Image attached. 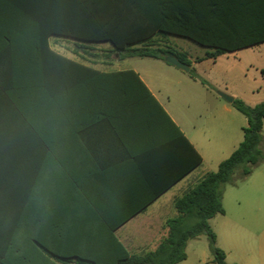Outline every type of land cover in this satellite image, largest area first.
<instances>
[{
    "label": "trees",
    "instance_id": "16d2710c",
    "mask_svg": "<svg viewBox=\"0 0 264 264\" xmlns=\"http://www.w3.org/2000/svg\"><path fill=\"white\" fill-rule=\"evenodd\" d=\"M1 1L12 9L23 8L20 15L37 19L40 40L32 44L36 57H13L9 52L17 30L9 26L5 30L8 55L0 59V102L4 104L0 110V264H109L33 262L37 254L49 258L36 247L46 250L45 245L30 234L29 187L20 185L16 175L14 149L29 146L33 135L46 142L51 121L71 110L87 109L92 114L102 110L127 118L135 131L151 123H168L180 131L136 71L95 70L53 51L48 37L55 34L86 43H110L111 53L122 60L150 58L167 63L165 57L172 55L190 65L189 74L199 79L185 53L160 45L164 37H182L209 48L206 58L264 44V0ZM30 6L33 11L27 9ZM232 106L247 119L236 150L174 201L179 215L167 221L169 235L156 251L143 256L125 252L126 262L112 264H177L187 258V243L201 235L208 237L214 263L228 264L225 252L216 245L210 220L225 213L224 187L232 184L234 174L246 179L264 161L260 148L264 102L249 106L235 99ZM183 140L197 156L192 167L201 165L202 157L184 136ZM23 198L27 203H22Z\"/></svg>",
    "mask_w": 264,
    "mask_h": 264
},
{
    "label": "crops",
    "instance_id": "0c3cea01",
    "mask_svg": "<svg viewBox=\"0 0 264 264\" xmlns=\"http://www.w3.org/2000/svg\"><path fill=\"white\" fill-rule=\"evenodd\" d=\"M13 7L0 2V59L8 55L5 50L8 26L17 30L12 37L15 45L10 55L36 57L32 44L40 40L36 31L38 21L33 20L31 14L20 15L23 8ZM27 9L33 11L31 6ZM48 42L51 49L63 57L101 72L136 71L180 134L168 123L145 124L135 131L129 127L127 118L106 115L102 110L92 114L90 110L81 109L52 120L45 133L46 142L33 135L29 146L14 149L16 175L20 185L29 187L30 234L45 245L46 250L40 245L36 247L49 258L37 254L33 262L112 264L126 262L125 252L143 256L156 251L169 235L167 221L179 215L174 201L208 173L198 175L205 164V140L182 119L168 98L163 99L160 84L149 64L130 67L131 58L122 60L115 53L107 57L113 48L110 43H86L55 34L48 37ZM187 57L193 67L196 63L189 55ZM153 60L155 64L150 65L155 68L166 67V73L179 75L176 67ZM228 94L243 100L234 92ZM224 103V110L239 119L232 104ZM1 107L4 108V104L0 102V110ZM245 127L240 125V133L231 138L217 166L242 142ZM183 136L202 157L201 165L192 167L197 156ZM254 175L248 178L251 184L247 199L258 208L262 202L264 177L253 178ZM226 197L225 190L222 216L227 213ZM24 200L27 203L26 198L22 203ZM193 240L187 243L186 251ZM259 255L260 262L248 264H264V230L260 233ZM183 263L186 262L177 264Z\"/></svg>",
    "mask_w": 264,
    "mask_h": 264
},
{
    "label": "rangeland",
    "instance_id": "374dc122",
    "mask_svg": "<svg viewBox=\"0 0 264 264\" xmlns=\"http://www.w3.org/2000/svg\"><path fill=\"white\" fill-rule=\"evenodd\" d=\"M160 45L189 55L196 63L193 68L199 79H193L189 73L178 68L175 69L179 74L177 76L166 73V67L160 65L161 67L155 68L150 65L156 62L153 59L131 58L129 65L140 67L149 64L156 82L160 84L163 99L168 98L182 119L205 140V164L198 175L216 171L217 162L223 156L229 141L236 133H240V125L245 127L246 124L243 114L234 111L239 118L235 119L224 110L226 100L219 92H234L249 106L264 102V45L226 53L215 59L206 58L209 48L190 42L186 38L167 36ZM110 55L113 57L114 54ZM260 148L264 152V125ZM253 173V178L264 177V161ZM249 177L240 179L238 173L234 174L232 184L224 187L227 193L226 215H217L210 221L217 237L216 245L225 252L228 264H248L261 260L259 248L260 233L264 230V191L260 194L261 204L254 208V205L249 203L253 202L247 199L248 187L251 184ZM253 178L251 180H254ZM186 252L188 256L182 261L186 262L183 264H215L206 235L191 241Z\"/></svg>",
    "mask_w": 264,
    "mask_h": 264
},
{
    "label": "water",
    "instance_id": "95a60500",
    "mask_svg": "<svg viewBox=\"0 0 264 264\" xmlns=\"http://www.w3.org/2000/svg\"><path fill=\"white\" fill-rule=\"evenodd\" d=\"M165 60L168 64L178 68L179 70L189 73L191 70V66L187 65L186 63L180 61L178 58L172 56V55H167L165 57ZM219 95L226 100V102H228L229 104H232L235 100V98L231 95H228L224 92H219Z\"/></svg>",
    "mask_w": 264,
    "mask_h": 264
}]
</instances>
